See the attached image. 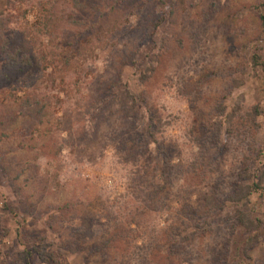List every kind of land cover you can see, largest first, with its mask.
Wrapping results in <instances>:
<instances>
[{
    "label": "rangeland",
    "instance_id": "obj_1",
    "mask_svg": "<svg viewBox=\"0 0 264 264\" xmlns=\"http://www.w3.org/2000/svg\"><path fill=\"white\" fill-rule=\"evenodd\" d=\"M259 13L264 0H0L9 50L31 62L0 77V264L40 243L61 264H223L224 256L261 264L262 242L245 257L234 252L230 203L205 231L194 219L211 191L227 194L243 152L198 140L225 94L227 108L242 100L262 108L263 155L250 170L264 171V75L248 60L264 52ZM154 15L164 19L152 32ZM121 85L135 113L113 100ZM147 112L161 119L165 180L153 145L127 152ZM263 194L249 209L264 212ZM52 212L63 241L47 225ZM170 224L182 231L176 245ZM28 264L44 263L34 253Z\"/></svg>",
    "mask_w": 264,
    "mask_h": 264
},
{
    "label": "trees",
    "instance_id": "obj_2",
    "mask_svg": "<svg viewBox=\"0 0 264 264\" xmlns=\"http://www.w3.org/2000/svg\"><path fill=\"white\" fill-rule=\"evenodd\" d=\"M27 1L31 0H8L9 4H24ZM124 1L126 0H122V2ZM258 7L259 6L256 8ZM152 17L156 20L155 23L153 24L152 20V22H148L147 25L153 32V29H155L164 18L163 16H157L158 18L156 19L155 15ZM258 19L261 29L264 32V13H259ZM8 29L7 18L0 17V66L3 67L2 71H0L1 80L7 78V73L10 69L31 65L28 56L20 54L18 50L13 52L9 50L10 34L6 33ZM260 49V47H257L248 60L251 69L255 71V73H262L264 75V52H261ZM148 71L152 72L153 67H150ZM149 76L150 74L144 73L141 74L140 77L141 79H147ZM111 93H113V100L122 106L124 111H129L131 114L135 113L136 100L134 96L129 93L125 85L119 86L118 89ZM226 96L225 94L217 99L215 104L216 110L205 119L204 133L209 132L208 136H203L198 140H200L203 145L206 141L212 142L213 145L221 149L222 154L229 149L232 142H235V144L237 143L240 152L243 151L239 159V167L234 180H232L229 185V191L224 195V198L217 199L211 191L210 195H207L204 203L206 207L202 212L198 213L196 217L194 216V211L189 212L193 213L190 214L191 219L195 217L196 224H199V221L202 220L203 223L200 227L204 228L203 231H205L206 226L212 224L215 215L218 213L217 211L227 203H230L233 206L234 212L226 217L225 223L228 225L230 234L232 236L234 234V252H238L240 256L245 257L248 255L247 252L251 250L254 245L259 242L264 244V212H254L249 209L251 197L256 193L260 194L264 192V171L257 173L251 172L250 170V166L254 165L263 155V145H256L255 143V133L259 132L261 129V123L258 118L262 115V108L258 104L245 106L243 100L242 103L238 101L231 106V108H227L224 104ZM144 124L145 126L141 131H137L135 128L128 137L129 143L126 142L127 146L130 147V149L127 150L128 155H131V153L138 154L140 151L148 152L150 149L149 145H153V150L157 154L156 157L158 156L163 162L161 169L165 180L166 177H168L166 174V167L171 166V159L168 148H165L163 143L158 140V134L162 130L161 119L150 112L148 115L147 112V118ZM159 161L160 160H158V162ZM154 195L155 193L150 197H154ZM262 202V206H264V200H262ZM54 213L55 212L47 214L46 222L53 231H57V235H59L61 241H63V232L60 231L61 228L55 230L56 228L53 226V221L56 217ZM182 222L183 221H181V223ZM88 225H86V221L83 222L81 230L84 232L89 228ZM115 229L116 230L109 238L110 241H115L120 237V231H118L117 228ZM169 230L167 239L170 241L171 245H176L179 238L182 237V231L178 230V226H173L171 224L169 225ZM5 235L6 231L3 230L0 234V240ZM39 240L43 241L44 239L39 238ZM34 253L44 264H61L56 258L59 253L48 251L47 247L42 243L37 246L33 244L31 248L17 252L12 263L28 264V259ZM261 260V264H264V257H262ZM254 262L255 260H249L247 264H258ZM228 263L229 261H227L226 256H224L223 264Z\"/></svg>",
    "mask_w": 264,
    "mask_h": 264
}]
</instances>
